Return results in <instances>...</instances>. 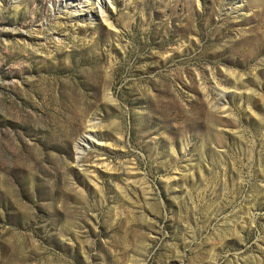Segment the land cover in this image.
Listing matches in <instances>:
<instances>
[{"label":"rangeland","instance_id":"374dc122","mask_svg":"<svg viewBox=\"0 0 264 264\" xmlns=\"http://www.w3.org/2000/svg\"><path fill=\"white\" fill-rule=\"evenodd\" d=\"M59 1L0 0V264H264V0Z\"/></svg>","mask_w":264,"mask_h":264},{"label":"bare ground","instance_id":"6f19581e","mask_svg":"<svg viewBox=\"0 0 264 264\" xmlns=\"http://www.w3.org/2000/svg\"><path fill=\"white\" fill-rule=\"evenodd\" d=\"M87 0H60L57 2L53 9L65 10L68 14V10L73 11L72 17L86 16L88 18H100L103 22L107 21V1L106 0H94L95 7H87L85 2ZM89 1V0H88ZM59 11V10H58ZM70 12V11H69ZM71 16V14H69ZM59 41V40H58ZM81 122L83 123L82 132H76L72 136L74 162L79 167H83L86 162L90 164L98 165L95 160L99 155H93L96 152L97 142H102L104 137L101 131H99L98 123L95 118H91L87 111H81Z\"/></svg>","mask_w":264,"mask_h":264}]
</instances>
